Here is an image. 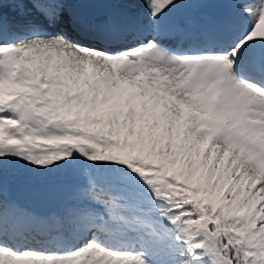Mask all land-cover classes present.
Returning a JSON list of instances; mask_svg holds the SVG:
<instances>
[{
  "label": "snow or ice",
  "instance_id": "snow-or-ice-1",
  "mask_svg": "<svg viewBox=\"0 0 264 264\" xmlns=\"http://www.w3.org/2000/svg\"><path fill=\"white\" fill-rule=\"evenodd\" d=\"M0 264H264V0H0Z\"/></svg>",
  "mask_w": 264,
  "mask_h": 264
}]
</instances>
